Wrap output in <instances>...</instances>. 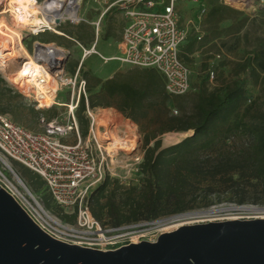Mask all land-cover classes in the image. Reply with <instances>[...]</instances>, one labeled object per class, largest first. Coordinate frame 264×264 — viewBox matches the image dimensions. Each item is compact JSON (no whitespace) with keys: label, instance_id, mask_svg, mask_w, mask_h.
Segmentation results:
<instances>
[{"label":"built area","instance_id":"1","mask_svg":"<svg viewBox=\"0 0 264 264\" xmlns=\"http://www.w3.org/2000/svg\"><path fill=\"white\" fill-rule=\"evenodd\" d=\"M179 1L91 0L98 10V18L89 22L81 14L83 0H32L31 5L19 0H5L0 15L5 13L7 19L14 22L21 34V41L25 35L39 37L43 33L54 32L73 39L82 49L80 65L69 73L67 67L59 65L71 54L70 50L55 42L40 41L42 46L36 48L37 41L36 49L29 57L30 65L24 72L25 79L18 83L9 80L38 111L59 104L67 107L66 112L51 119L41 113L38 118L41 130L26 127L14 121L9 114L0 112V185L17 199L43 231L57 240L88 248L118 249L135 242H154L161 236L163 231L156 233L155 230L159 221L142 220L113 226L93 215L89 205L93 191L107 176L119 179L125 186L137 183L142 176L146 148L135 124L119 112V116L108 118L107 125L100 122L97 108L89 104L87 81L80 75L84 60L95 55L105 63L114 60L124 66L154 69L164 76L168 95L187 94L193 88L192 73L180 53L191 29L189 21L183 24V15L177 4ZM189 1L201 5V18L205 11L203 1ZM224 3L235 8L257 9V6L264 5V0H224ZM112 10L122 11L129 22L123 29L121 53L106 56L97 49L96 44L104 16ZM83 22L94 26V42L89 47L61 30L68 23L80 25ZM45 49H55L57 53L49 56ZM220 59L221 55L216 54L209 68L211 84L215 82L214 67ZM65 89L70 91L69 102H57L60 92ZM82 97H85V114L90 121L86 136L81 133L76 114ZM47 98H52L51 104H42ZM175 113H178L176 109ZM10 160L31 169L44 180L46 191L60 208L61 216L53 214L39 202L10 165ZM251 207L254 206H234L232 209L254 211L248 209ZM73 215V221L64 218ZM236 218L249 220L263 216L219 217L215 221Z\"/></svg>","mask_w":264,"mask_h":264},{"label":"trees","instance_id":"2","mask_svg":"<svg viewBox=\"0 0 264 264\" xmlns=\"http://www.w3.org/2000/svg\"><path fill=\"white\" fill-rule=\"evenodd\" d=\"M202 1L205 8L202 22L212 30L213 36H235L243 31L249 16L244 15L240 9L225 4L224 0ZM259 11L264 13V5L259 6ZM228 18H233L235 22L226 28H219V24ZM76 32L77 39L82 44H88L94 36L83 28H79ZM53 35L57 38L61 37L56 33ZM45 39L47 38L40 40ZM195 45L194 41L189 42L186 50L192 52ZM206 67L207 64L204 65L205 69ZM219 68H215L216 75ZM151 70H129L127 74L117 75L113 79L104 81L94 74L91 76L93 71L87 68L84 62L81 73L89 82L88 90L91 91L89 104L92 107L99 105L107 107L112 106L110 102L117 99V108L122 113L127 114L126 112L129 111L128 116L133 117L135 114L147 116L149 106L153 107L154 103L148 102L149 99L145 98L154 93L157 95V84L161 80L160 76L154 74L155 70ZM260 71H264V47L250 52L244 62L238 64L236 75L239 78L240 74H252L258 80ZM231 77H234V74ZM209 78L210 74H207L202 79L200 89L191 96L185 97L192 91L185 95L167 94L171 98L176 96L175 102L182 110V114L159 118L161 121L159 130L154 129L144 136L146 149L142 176L137 183L125 186L119 179L107 176L93 191L89 205L99 221L117 226L135 221L155 220L162 215L188 211L193 207L190 199L194 185L211 182L210 176L215 178L218 173L237 172L244 166V162L246 165L250 164V178L264 183V124L255 125L245 121L246 114L250 111L249 107H245L246 80L242 78L241 81L231 82L229 77V80L225 79L222 87H218L217 84L216 86L214 82V89H211ZM91 79L95 81L92 82ZM97 87H100L99 91H94ZM167 96L164 95V98L167 99ZM184 98L189 100L185 103ZM190 102L192 109L187 111ZM86 107L85 97H82L76 114L84 136L87 135L90 123L85 114ZM239 130L248 132L252 137L249 151L245 154L223 152L219 155L216 165H209L211 160L208 156L205 157L203 152L217 148L220 142H225L227 138L232 137L233 132ZM173 131L185 133L192 131V134L173 145L164 146L161 135ZM156 132L160 134L157 135ZM241 154H244L243 157H240ZM211 167L213 171L210 170ZM40 185L36 188L39 189ZM243 201L240 199V202ZM46 203L51 205L49 196L46 197ZM64 218L73 221L75 216Z\"/></svg>","mask_w":264,"mask_h":264},{"label":"rangeland","instance_id":"3","mask_svg":"<svg viewBox=\"0 0 264 264\" xmlns=\"http://www.w3.org/2000/svg\"><path fill=\"white\" fill-rule=\"evenodd\" d=\"M0 1H2V4L0 6L1 11L4 6L3 4L6 2L5 0ZM82 3L83 5L81 14H83L89 22L97 20L98 10H96V6L94 5V3L91 2V0H83ZM177 4L181 15H183V24L189 21L190 28L192 27L193 29H195V31L198 30V32H203V30L206 29V33L209 35V37L211 36L210 38L217 39L218 36H213L212 30L208 28V26L206 27V24L204 25V22H201V18L199 17L201 5L199 3L189 0H180ZM236 8L240 9L244 13V15L249 16V20L245 25L243 31L235 36L222 35L217 39V41H215L213 45H209L208 48L203 49L200 54L194 56L191 61H186V64L188 65L192 73L191 82L193 80L195 83V81L197 82L198 80L203 79L207 74H210L208 60H215L216 54H219L217 52H221V59L218 61V63H216L217 65L214 68L220 67L219 69H225V72H227L226 78L228 80L231 78V82L238 80L241 81L242 78L246 80L245 86L247 89V103L245 107H249L250 111L246 114L245 121L255 125H261L264 124V71L259 72L260 76L258 80H256V78L252 74L245 75V73L240 74L238 78V76L236 75V69L239 63L244 62L250 52L264 47V13L259 11V6H257V9L250 7H245L243 9L240 7ZM1 19L6 20L8 24H10V26L16 28L14 22L11 19H7L5 13L0 15V20ZM105 20L108 21V24L109 20L111 19H109V17H106ZM234 22L235 20L233 18H228L221 22L218 27L226 28L228 25ZM0 25H3V23H0ZM194 25H196L198 28L196 29ZM93 27L94 26H91L88 22H83L80 25H71L70 23H68L67 25H63L61 27V30L63 32H66L67 35L78 38L76 31L79 30V28L86 29V31L95 35ZM111 28L112 26L110 27V30ZM52 34H54V32H46L39 35V37L25 35L22 41L32 56L36 49L35 43L37 41L42 42L40 39H44L47 37L57 38ZM60 39L63 45H57L65 48L67 51L69 49L71 52L67 61V71L69 73H73V70L77 67V62H80L78 59L81 58L82 49L78 47L77 43L69 37L67 38L65 36H61ZM100 45L101 44H99L98 46L101 47ZM21 61L24 62L23 59L17 60L13 58L9 60L8 71L10 73L15 72L16 69H18L22 65V63H20ZM84 61L86 67L90 68L93 71V73L91 72L90 75L93 76L94 74L102 79L108 76L107 74H109L108 71L110 69L116 67L115 64L111 62H109V64H105L99 57H96L95 55L86 58ZM205 64H207L206 69L204 68ZM126 73L127 72H125V74ZM218 73L219 72L217 71L215 79L216 81H220ZM233 74L234 77H231V75L233 76ZM80 76H82L83 79L85 78L87 81L86 90L89 96L91 94V91L88 90V79L83 76L82 73ZM91 81L94 82L95 80L91 79ZM216 84L217 83H215V85ZM213 86L214 85H209L211 89H214ZM99 88L100 87H97L96 89H94V91H99ZM69 93L70 91L68 89L61 91L58 98L56 99L57 102L68 103L70 100ZM193 93L194 92H190L185 95V97L191 96ZM175 97L176 96L171 98L167 96L166 99L164 98L163 94L160 98L154 99V106H149V110L147 111L148 115L143 117V120L141 122L143 124V132L146 128H154L158 131L161 123L159 118L164 119L167 118L168 115L182 114V110L175 102ZM164 99H166L165 102H163ZM187 100H189V98L183 99L185 103L187 102ZM110 103L114 104L115 101ZM96 108V112L98 111L97 114L100 122L105 125L108 124V118L119 116L118 111L116 109H111L109 106L106 107L99 105V107ZM175 109L179 111L177 114L175 113ZM191 109L192 103L190 102L187 105V111ZM66 111L67 107L59 104H56L52 107H45L41 111H38L24 97V94L20 92L18 88H15L12 83H10L9 79L5 76V73L0 70V112L9 114V116L14 121L19 122L22 125L34 130H41L38 121L41 113H44L46 117L51 119L55 118L58 114L64 113ZM174 132L177 131H173V133ZM191 132L192 131H188V133H182L189 134ZM115 136L118 138L117 133L115 134ZM161 137L163 139V145L167 146L173 140L181 138L182 134H173L171 136H169L168 134L161 135ZM169 139L173 140L170 141ZM142 140L144 144V137H142ZM251 141L252 137L248 132L245 133L242 130H239L238 132L235 131L232 133V137L227 138L225 142H220L217 148H214L210 152H203V154L205 155V157H209V159L211 160L209 165L213 166L217 164V159L223 152H230V154H238L239 152H243L245 154L247 151H249L248 148H250ZM244 154H241L240 157H243L242 155ZM9 162L10 165L16 170V172L19 173L20 177L25 181L28 189H30L32 194L35 195L39 202L47 209H49L53 214L57 215L58 217L61 216L60 208H57L54 202H52L51 196L46 191L44 180L38 177L31 169L25 167L19 162L14 160H10ZM249 165L250 164L246 165L244 162V166L240 167L237 172L226 174L218 173L215 178L210 176V179L212 178L211 182H201L194 185L191 189L193 190V193L191 194L190 199V203L193 204V207L188 211L162 215L160 218L155 219L154 221H159V226H157L155 229L157 231L156 233L160 232L161 230L163 232L170 231L175 229L177 226L185 224L205 223L207 220L215 221L216 219H219V217L263 215L264 210L263 212H243L232 209L234 208V206L236 207L244 205L264 209V183L260 182L257 179L250 178ZM210 170L213 171V168L211 167ZM34 175L35 179H33ZM39 184L41 185L39 189H37L36 186L38 187ZM47 196H49V198L51 199L50 206L48 205V203H46ZM240 199H243L244 201L240 202ZM187 213L192 214L189 215L190 217H180V215Z\"/></svg>","mask_w":264,"mask_h":264},{"label":"water","instance_id":"4","mask_svg":"<svg viewBox=\"0 0 264 264\" xmlns=\"http://www.w3.org/2000/svg\"><path fill=\"white\" fill-rule=\"evenodd\" d=\"M0 264H264V217L190 223L154 242L88 248L47 234L0 185Z\"/></svg>","mask_w":264,"mask_h":264},{"label":"crops","instance_id":"5","mask_svg":"<svg viewBox=\"0 0 264 264\" xmlns=\"http://www.w3.org/2000/svg\"><path fill=\"white\" fill-rule=\"evenodd\" d=\"M106 17H109V19H111V20H109L108 24H107L108 21L105 20ZM128 22H129V19L126 16H124L123 12L120 10H112L110 13L106 14L104 16L103 24L101 27V35H100V38L96 44L97 49H99L106 56H112V55L120 54L121 53L120 43L122 41L123 32H124L123 29L126 27ZM201 22H202V17H201ZM184 24H186V23H184ZM111 26H112V28L110 30ZM189 27H190V24H189ZM194 27L196 29L198 28L196 25H194ZM190 29H191V31L189 32V36H188L187 40L185 41V43L183 44V46L181 47V53H180V57L184 60L185 63H187L186 61H191L194 56L200 54L201 51L205 48H208L209 45H213L215 43V41H217V39L219 38V37H217V39L210 38L211 36L209 37V35L206 33V29L203 30V32H198V30L195 31V29H193L192 27ZM60 36H62V35H60ZM200 36H202V37L199 39ZM60 38L56 39V38H52V37H47V39H45L42 42H45V43H54L55 42L56 44H62L63 45ZM91 39H92V41L89 42L88 44H85V43H83V44L89 47L94 42V36ZM101 41H102V43H101ZM191 41H194L196 43V45H195L194 50L192 52H189L186 50V46H188V43ZM99 44H101L100 45L101 47L98 46ZM217 53L222 55L221 52H217ZM187 57L189 59H187ZM78 60L80 61L79 62V65H80L81 58ZM209 61L212 63L214 60L213 61H211L210 59L208 60L209 68H210L211 63ZM111 63H114L116 67L112 68L108 71L109 74H107L108 76L103 79L104 81H106L108 79H113V77H115L117 75H121L123 73L125 74V72L128 73L129 70H138L139 69V71L140 70L142 71L145 69L147 71H152L150 68H148V69L142 68L141 69V68L132 67V66H128V65L124 66V65H121L117 61H114V60ZM218 72H219L218 76H219L220 81L217 80V81H215V83H217L218 87H222V85L225 83V79L227 77V72H225V69H223V68L218 69ZM154 74L160 76L161 80L157 84V88H158L157 95L154 93L152 96H148L145 98V99H149L148 102H153L154 99L160 98L163 94L167 95L166 88H165L164 76L156 70L154 71ZM201 82H202V79L198 80L197 82L195 81V83L192 80L191 84H192L193 88L191 91L197 92L200 89L199 86L201 85ZM209 84L212 85L210 82H209ZM193 85H195V86H193ZM213 85H214V83H213ZM154 90H155V88H154ZM160 100H159V102H160ZM117 101L118 100L116 99L115 103L109 107L111 109H116L119 112V114L122 115L127 120L130 119L135 124L137 131L140 134V136L144 137L149 131L154 130V128H152V129L146 128V129H144V132H143V124L141 122L143 120V117H145V116H141L140 114H135L133 117L131 115L128 116L127 114L129 113V111L126 112L127 114L122 113L117 108ZM156 134L159 135L160 132H156ZM168 134H169V136H171L173 134H182V137L177 139V140H173L167 146L173 145L174 143H177V142L183 140L184 138L188 137V135H191L192 132L189 134H184L182 132H174V133L173 132H165L162 135H168Z\"/></svg>","mask_w":264,"mask_h":264},{"label":"bare ground","instance_id":"6","mask_svg":"<svg viewBox=\"0 0 264 264\" xmlns=\"http://www.w3.org/2000/svg\"><path fill=\"white\" fill-rule=\"evenodd\" d=\"M19 1H22V2L24 1V2H27L26 4L31 5L30 3L32 0H19ZM29 7H31V6H29ZM50 9L53 10V7L51 6ZM0 23L1 24L3 23V25H0V70H2V72H5L6 78H8L10 81L18 83L19 81L25 79V73L24 72L27 69L28 65H30V64H28L29 63L28 61L30 59L29 57H31V54L28 51V49L25 47V45L23 44V41H21V34H20L18 28L17 27L13 28L12 26H10V24H8V22L6 20L1 19ZM45 51L49 56H54V54L57 53V51L55 49H53V50L52 49H45ZM13 58H15L17 60L23 59L24 62L21 61L20 63H22V65L18 69H16L15 72L10 73L8 71V65H9L8 62H9V60H11ZM23 64H25L24 68H23ZM51 101H52V98H47L46 102L44 101L42 104L50 105ZM169 140L172 141L173 139H169ZM248 209L258 211V212H263V210H264V209H257L254 207H251ZM192 213L182 214V215H180V217H187ZM259 216L264 217V214L259 215Z\"/></svg>","mask_w":264,"mask_h":264}]
</instances>
